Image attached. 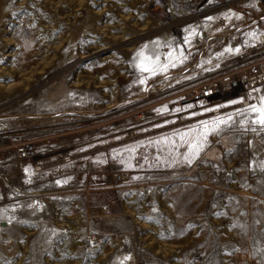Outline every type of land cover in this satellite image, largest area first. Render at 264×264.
Masks as SVG:
<instances>
[{"label":"rangeland","instance_id":"rangeland-1","mask_svg":"<svg viewBox=\"0 0 264 264\" xmlns=\"http://www.w3.org/2000/svg\"><path fill=\"white\" fill-rule=\"evenodd\" d=\"M263 55L264 0H0V264H264V89L156 131L181 87ZM11 134L75 158L36 172Z\"/></svg>","mask_w":264,"mask_h":264},{"label":"built area","instance_id":"built-area-1","mask_svg":"<svg viewBox=\"0 0 264 264\" xmlns=\"http://www.w3.org/2000/svg\"><path fill=\"white\" fill-rule=\"evenodd\" d=\"M159 1L167 7L169 12L178 15L198 10L206 2V0ZM261 89H264V55L251 62L227 66L208 77L181 87L176 101L177 113L172 115L171 120L156 131L180 128L242 113L252 107L254 95ZM132 116L139 128L150 125L142 111H134ZM158 122L163 123L164 119ZM144 133L140 135L143 136ZM6 138V148L12 152L17 160L31 161L36 157L35 145L24 136L11 134ZM134 138L135 135L130 134L128 136V140ZM74 158L73 155L66 154L47 163L37 164L35 171L41 172L58 165L69 164ZM109 171L114 182L123 183L129 179V174L118 167H110ZM100 211L104 215L109 213L106 206H103Z\"/></svg>","mask_w":264,"mask_h":264},{"label":"crops","instance_id":"crops-1","mask_svg":"<svg viewBox=\"0 0 264 264\" xmlns=\"http://www.w3.org/2000/svg\"><path fill=\"white\" fill-rule=\"evenodd\" d=\"M41 151L42 150L38 151L36 157L31 160V161H35L36 165L40 164V163H47L48 161H51V160H53L55 158V157H52L50 155V152L44 153V152H41ZM48 153H49V155H48ZM103 192H108V191L105 190Z\"/></svg>","mask_w":264,"mask_h":264},{"label":"snow or ice","instance_id":"snow-or-ice-1","mask_svg":"<svg viewBox=\"0 0 264 264\" xmlns=\"http://www.w3.org/2000/svg\"><path fill=\"white\" fill-rule=\"evenodd\" d=\"M253 111H256V109H253ZM259 123L261 125H264V109H261L260 110V120H259ZM193 147H195V146H193Z\"/></svg>","mask_w":264,"mask_h":264}]
</instances>
